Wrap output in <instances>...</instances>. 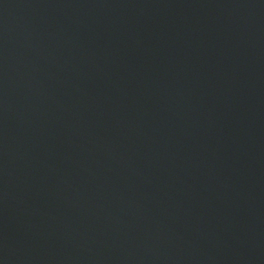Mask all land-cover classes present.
Segmentation results:
<instances>
[{
    "label": "water",
    "instance_id": "obj_1",
    "mask_svg": "<svg viewBox=\"0 0 264 264\" xmlns=\"http://www.w3.org/2000/svg\"><path fill=\"white\" fill-rule=\"evenodd\" d=\"M0 264H264V0H0Z\"/></svg>",
    "mask_w": 264,
    "mask_h": 264
}]
</instances>
